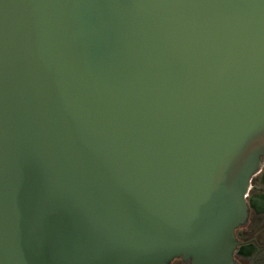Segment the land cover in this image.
I'll use <instances>...</instances> for the list:
<instances>
[{"label":"water","instance_id":"1","mask_svg":"<svg viewBox=\"0 0 264 264\" xmlns=\"http://www.w3.org/2000/svg\"><path fill=\"white\" fill-rule=\"evenodd\" d=\"M264 161V0H0V264H236Z\"/></svg>","mask_w":264,"mask_h":264},{"label":"flooded vegetation","instance_id":"2","mask_svg":"<svg viewBox=\"0 0 264 264\" xmlns=\"http://www.w3.org/2000/svg\"><path fill=\"white\" fill-rule=\"evenodd\" d=\"M245 200L247 220L234 228L232 257L236 264H264V161L250 179ZM171 264H181L180 258Z\"/></svg>","mask_w":264,"mask_h":264}]
</instances>
